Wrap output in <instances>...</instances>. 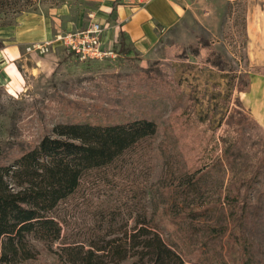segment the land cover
Returning <instances> with one entry per match:
<instances>
[{"label":"rangeland","instance_id":"rangeland-1","mask_svg":"<svg viewBox=\"0 0 264 264\" xmlns=\"http://www.w3.org/2000/svg\"><path fill=\"white\" fill-rule=\"evenodd\" d=\"M190 1L197 15L189 18L187 31L171 38L169 51L146 67L120 51L114 58L81 62L61 46L57 65L43 56L33 60L24 47L6 64L8 73L0 65V165L43 137H55L59 124H114L128 118L158 124L155 136L110 166L84 173L81 188L53 211L64 227L61 239L50 244L29 237L36 257L20 264H60L59 246L103 244L147 218L162 226L168 202L162 187L195 172L204 175L203 199L213 209L193 224H228L232 209L242 206L237 200L233 208L224 203L227 190H234L247 203L245 229L255 264H264V131L244 102L250 73L257 69L247 57L248 0ZM62 2L0 0V47L3 40L12 41L6 28L26 12ZM208 6L217 14L203 18ZM89 18L85 13L71 19H82L86 27ZM39 61L49 66L40 67ZM178 202L176 209L185 205ZM190 222L185 218L188 227ZM162 233L169 239L164 228ZM227 235L205 241L193 235L191 245L206 244L201 259L217 264L227 253ZM226 258L235 264L233 256ZM135 262L130 257L119 264Z\"/></svg>","mask_w":264,"mask_h":264},{"label":"trees","instance_id":"trees-1","mask_svg":"<svg viewBox=\"0 0 264 264\" xmlns=\"http://www.w3.org/2000/svg\"><path fill=\"white\" fill-rule=\"evenodd\" d=\"M55 133V137H43L12 162L0 165V264H20L35 258L29 237L50 244L59 241L64 227L53 211L81 188L84 173L110 166L155 136L158 124L147 118H128L114 124L76 122L57 125ZM203 177L195 172L162 187L168 197L162 226L147 218L103 244L93 242L88 248L78 243L63 244L55 251L59 263L119 264L133 257L135 264H205L201 255L208 248L206 244L192 246L193 235L205 241L228 234L227 253L217 264H230L226 256H233L235 264H255L253 242L245 229L247 203L239 199V193L228 189L225 194L228 208L236 207L233 200L237 205L242 202L241 212L232 209L228 215V224H193L213 209L203 199ZM179 199L185 205L176 209ZM185 218H191L189 227ZM163 228L169 239L163 236Z\"/></svg>","mask_w":264,"mask_h":264},{"label":"crops","instance_id":"crops-1","mask_svg":"<svg viewBox=\"0 0 264 264\" xmlns=\"http://www.w3.org/2000/svg\"><path fill=\"white\" fill-rule=\"evenodd\" d=\"M189 1L64 0L60 5L47 10L42 8L40 11L26 12L16 25L6 28L12 41L6 43L3 40L0 65L8 73L10 66L6 64H12L11 60L20 54V49L32 42L51 39L58 32L84 28L82 19L77 22L71 18L84 17L85 13L89 16L93 12L95 20L108 22L109 26L103 35L105 46L119 49L121 55L146 67L152 61L161 59L165 51H169L170 39L184 33L189 18L197 15L196 11L190 10L194 3ZM203 12V18H208L212 13L217 14L209 6ZM247 16V57L257 69L250 73L249 88L244 91L248 97L247 100L243 97V100L253 119L264 131V0H248ZM204 27L210 30L205 22ZM30 56L35 61V56L41 57L35 54ZM43 57L52 59L51 62L55 65L59 60L57 52ZM38 65L49 66L48 62L42 61Z\"/></svg>","mask_w":264,"mask_h":264},{"label":"built area","instance_id":"built-area-1","mask_svg":"<svg viewBox=\"0 0 264 264\" xmlns=\"http://www.w3.org/2000/svg\"><path fill=\"white\" fill-rule=\"evenodd\" d=\"M89 17L91 22L87 27L58 32L51 39L32 42L26 46L27 53L45 56L56 53L57 48L61 46L68 53H73L81 62L116 57L119 49L105 46L103 39L105 30L109 26L108 22L95 20L93 12L89 14Z\"/></svg>","mask_w":264,"mask_h":264}]
</instances>
